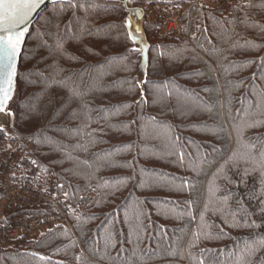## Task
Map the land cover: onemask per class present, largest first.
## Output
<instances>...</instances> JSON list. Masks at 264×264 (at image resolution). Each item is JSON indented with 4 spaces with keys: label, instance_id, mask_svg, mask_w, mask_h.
Wrapping results in <instances>:
<instances>
[{
    "label": "trees",
    "instance_id": "16d2710c",
    "mask_svg": "<svg viewBox=\"0 0 264 264\" xmlns=\"http://www.w3.org/2000/svg\"><path fill=\"white\" fill-rule=\"evenodd\" d=\"M77 2L51 4L32 26L10 129L74 208L92 201L0 264H264V0L190 8L182 40L144 26L137 106L122 4Z\"/></svg>",
    "mask_w": 264,
    "mask_h": 264
},
{
    "label": "built area",
    "instance_id": "2783aa9c",
    "mask_svg": "<svg viewBox=\"0 0 264 264\" xmlns=\"http://www.w3.org/2000/svg\"><path fill=\"white\" fill-rule=\"evenodd\" d=\"M248 0H192L171 3H148L144 10V26H157L159 33L176 39H185L183 15L190 8L228 11ZM196 23L192 22L189 33L193 35ZM157 31V32H158ZM158 33H155L157 35ZM3 120L0 126L4 127ZM33 145L15 136L0 140V257L1 252L14 243L34 240L58 227L71 228V218L84 212L92 201L84 195L74 208L59 192L54 174L43 176L30 152ZM29 207L53 208L54 212L32 216L24 212Z\"/></svg>",
    "mask_w": 264,
    "mask_h": 264
},
{
    "label": "snow or ice",
    "instance_id": "6c2138e0",
    "mask_svg": "<svg viewBox=\"0 0 264 264\" xmlns=\"http://www.w3.org/2000/svg\"><path fill=\"white\" fill-rule=\"evenodd\" d=\"M56 2L57 0H52L53 4ZM64 2L73 9L82 6L77 0H64ZM128 2L129 0H124L125 4ZM45 3L46 0H0V112L8 115H14L7 111V105L14 92V78L18 75L17 58L22 51L27 30L22 26ZM124 26L128 29V39L135 43L136 30L131 17L125 20ZM57 46L62 47L60 44ZM73 95L79 93L73 90ZM3 131V126H0V132ZM261 156L264 157V153Z\"/></svg>",
    "mask_w": 264,
    "mask_h": 264
},
{
    "label": "water",
    "instance_id": "95a60500",
    "mask_svg": "<svg viewBox=\"0 0 264 264\" xmlns=\"http://www.w3.org/2000/svg\"><path fill=\"white\" fill-rule=\"evenodd\" d=\"M114 2H118L120 4H122L123 6V10H124V19H123V24L125 22V20L129 17H131V19L134 22V28L136 30L135 33V40L136 42L132 43V47L131 49H137L134 52L138 53V56L140 58V63L138 66V72L136 75V83L138 85L139 88V96L136 100L135 105L137 106L138 103L144 99L145 97V84H146V80H147V72H148V66H149V51H150V43L147 39V36L145 34L144 31V25H143V21H144V10L141 6L138 5V3L142 0H129V2L127 4L124 3V0H111ZM147 2H152V1H157V2H173L175 0H144ZM186 1H192V0H186ZM60 2H64V0H57L56 3H60ZM55 3V4H56ZM52 0H46V3L44 5H42L36 12H34L32 14V16L29 18V20L26 22L25 25L22 26V28H26V32H25V38H24V42L22 44V51L20 53V55L17 58V64H18V68H19V63H20V58L22 56L23 53V49H24V45L26 42V39L30 33V30L32 28V26L35 24V22L38 20V18L40 17V15L51 5ZM133 12H135V14L133 15ZM125 27V26H124ZM126 29V28H125ZM127 35H128V29H126ZM17 68V71H18ZM17 78L18 75L14 78V92L12 95V99L9 101L8 105H7V111L13 113V110L10 108L11 104L14 100L15 97V93H16V86H17ZM14 114V113H13ZM8 118L9 119V124L10 127H12V123H13V119H14V115H8L5 112H0V124L3 121V119Z\"/></svg>",
    "mask_w": 264,
    "mask_h": 264
},
{
    "label": "rangeland",
    "instance_id": "374dc122",
    "mask_svg": "<svg viewBox=\"0 0 264 264\" xmlns=\"http://www.w3.org/2000/svg\"><path fill=\"white\" fill-rule=\"evenodd\" d=\"M139 6L142 7L143 5H139ZM10 108H11V107H10ZM3 120H5V121H4V123H5V124H4V126H5L4 128H5V129H4V131H3V133H5V134H4V135H5L4 137H6V136H7V137H8V136H12L13 133L11 132V129H10V124H9L10 122H9V119H8V118H5V119H3ZM4 139H5V138H4ZM37 237H38V236H37ZM37 237H36V238H37ZM14 245H15V243H14L13 245H10V246H14Z\"/></svg>",
    "mask_w": 264,
    "mask_h": 264
},
{
    "label": "flooded vegetation",
    "instance_id": "af4514ba",
    "mask_svg": "<svg viewBox=\"0 0 264 264\" xmlns=\"http://www.w3.org/2000/svg\"><path fill=\"white\" fill-rule=\"evenodd\" d=\"M145 5V3H143Z\"/></svg>",
    "mask_w": 264,
    "mask_h": 264
}]
</instances>
